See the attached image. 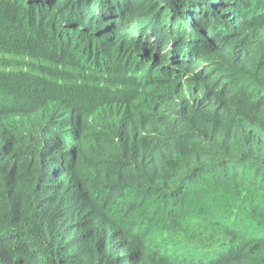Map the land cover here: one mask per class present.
<instances>
[{
  "label": "trees",
  "instance_id": "16d2710c",
  "mask_svg": "<svg viewBox=\"0 0 264 264\" xmlns=\"http://www.w3.org/2000/svg\"><path fill=\"white\" fill-rule=\"evenodd\" d=\"M0 264H264V0H0Z\"/></svg>",
  "mask_w": 264,
  "mask_h": 264
}]
</instances>
